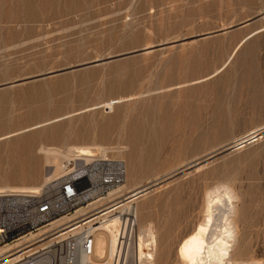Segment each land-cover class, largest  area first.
<instances>
[{
	"label": "rangeland",
	"instance_id": "obj_1",
	"mask_svg": "<svg viewBox=\"0 0 264 264\" xmlns=\"http://www.w3.org/2000/svg\"><path fill=\"white\" fill-rule=\"evenodd\" d=\"M48 1L0 0V186L60 179L47 150L65 169L72 148H103L126 163L123 187L148 189L133 217L137 243L154 231L155 264H180L223 190L235 259L264 264V0Z\"/></svg>",
	"mask_w": 264,
	"mask_h": 264
},
{
	"label": "built area",
	"instance_id": "obj_2",
	"mask_svg": "<svg viewBox=\"0 0 264 264\" xmlns=\"http://www.w3.org/2000/svg\"><path fill=\"white\" fill-rule=\"evenodd\" d=\"M65 169L60 179L46 184L37 192L0 193V248L15 246L11 252L18 255L15 264H64L68 261L80 264L82 257L88 260V264H97L90 261L94 256L95 232H89L87 227L81 232L82 225L85 227L97 215L81 223H77V220L67 226L60 225L51 230L49 227L63 217L72 216L80 209L118 192L126 184L127 165L123 160L95 154L89 161H68ZM122 217L114 260L112 263L104 260L98 264H128L125 259L120 263L124 252L125 257L128 254L135 255L136 219ZM96 221L93 220L94 223ZM44 230L45 234L39 238L17 246L24 238ZM46 237L56 240L54 247L43 246L33 250L34 246L30 245ZM58 241L62 242L57 244ZM4 257L0 256V264H8L3 260Z\"/></svg>",
	"mask_w": 264,
	"mask_h": 264
},
{
	"label": "bare ground",
	"instance_id": "obj_3",
	"mask_svg": "<svg viewBox=\"0 0 264 264\" xmlns=\"http://www.w3.org/2000/svg\"><path fill=\"white\" fill-rule=\"evenodd\" d=\"M5 1H9V0H5ZM17 4H18V1H17ZM45 11L47 10L45 9ZM261 136H262V133H254L250 137H248L250 138L248 141L249 142L257 141L259 138H261ZM4 139L5 138H2L1 140H4ZM244 139L238 142V144L240 143L239 145H237L238 148H241L244 146V143H245ZM92 149L88 147H76L70 150L69 148L70 151L64 157L68 159V161H71L72 159L74 160L82 159V160L89 161L91 157L95 156V151H93ZM101 150L103 151L102 155H105L104 153L105 149L101 148ZM47 151L49 154L52 153L54 155L55 157L54 163L57 164V166L56 164H54L56 167L55 169L56 171L53 173V175L51 174L52 176L47 178V181H51V180L53 181L55 178L60 176L63 172L65 173L66 169L62 168L63 163L61 164L62 166L59 165L60 163L58 164L60 155L57 152H51L49 150ZM46 162H49L48 159ZM49 164L51 163L49 162ZM38 190L40 189L36 187L30 188V189H23V188L19 189L15 187L0 186V193L20 192V191L37 192ZM124 190L127 191L128 187L125 186L121 188L118 192L111 194L108 198L95 202L87 208L80 209L77 213L73 214L72 216L63 217L62 219L54 223L51 227H49V229L51 230L60 225L67 226L77 220H79V222L77 223H81L82 221L88 218H91V217H88L82 220L80 219L86 216L87 214H89V212H86V210L89 209L90 207H93L94 210H97L101 206L103 207L105 205H108L114 202L115 200L118 201V199H121L122 197L124 198L125 197V195L123 194ZM147 190H148L147 188H142L140 190H135V191L128 190L129 192L127 193H129V195H127L126 199H123V201H120L111 207H106L104 209H101V211L95 214L97 215V217L95 218L97 220L96 223L93 222V220H95L93 219L92 221H89L90 223L86 225L85 227L82 225L81 232L86 227L89 230V232L90 231L95 232L94 256L90 260L92 263L98 264L104 260H108L109 263H112V261L114 260V256L117 252V248H118V237H119L120 229L122 227V221H121L123 218L122 215H127L128 217L136 216L137 209L135 207V202L140 197L146 196V194L149 193V192L147 193ZM223 191L224 192H217V193L213 192L214 195L212 197L208 195L210 198H209V201H207L208 205L206 207L207 208L206 220L200 223L199 226L196 227V229L192 231V233H190L179 245L178 255L180 258V261H179L180 264H258L255 261L253 262V261H245L242 259L241 260L235 259V252H236L237 243L239 241V230H240L238 226V221H237V207L235 205L234 196L232 195V193L228 190H223ZM115 206L117 207L112 208ZM87 229H86V232H87ZM45 232H46L45 230L40 231L36 235L33 234L30 237L24 238L23 240L17 243V246H21L25 242H30L32 240H35L39 238V236L44 235ZM52 241H53L52 238L49 239V237H46L42 240H39L33 243L30 246H34L33 250H36L43 246H46V248H52L54 247L55 245L54 241L56 240H54L53 243ZM61 242L62 241H58L57 244H60ZM156 243H157L156 237H155L154 231L151 226L148 229L146 228V230L144 229L140 232L139 241L136 245V257H137V261L139 262V264H155V258H154L155 251L154 250H156L155 248ZM152 246H154L155 248L154 250L150 248ZM14 248L15 246H12V245L0 248V256H5L3 260L7 261L8 264H15L14 261L18 259L17 257L18 255L15 256V254L11 253L14 250ZM146 248H148L150 252L154 251V253L146 252L145 251ZM73 255H75V253ZM64 264H71V261L64 262ZM80 264H88V260H85L82 257L80 258Z\"/></svg>",
	"mask_w": 264,
	"mask_h": 264
},
{
	"label": "water",
	"instance_id": "obj_4",
	"mask_svg": "<svg viewBox=\"0 0 264 264\" xmlns=\"http://www.w3.org/2000/svg\"><path fill=\"white\" fill-rule=\"evenodd\" d=\"M200 38H202V37H200ZM170 45V44H169ZM161 47H165L164 45H160V46H154V47H151V48H147V49H145L144 51L145 52H151V51H154V50H156V49H158V48H161ZM102 62H104V61H98V62H96L95 64H100V63H102Z\"/></svg>",
	"mask_w": 264,
	"mask_h": 264
}]
</instances>
